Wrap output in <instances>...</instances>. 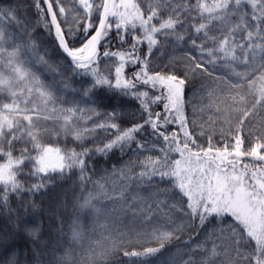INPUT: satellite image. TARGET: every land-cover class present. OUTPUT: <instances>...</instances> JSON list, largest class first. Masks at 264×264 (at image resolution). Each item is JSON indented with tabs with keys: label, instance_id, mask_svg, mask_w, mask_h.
Wrapping results in <instances>:
<instances>
[{
	"label": "snow or ice",
	"instance_id": "snow-or-ice-1",
	"mask_svg": "<svg viewBox=\"0 0 264 264\" xmlns=\"http://www.w3.org/2000/svg\"><path fill=\"white\" fill-rule=\"evenodd\" d=\"M31 7L35 22L23 0H0V264H21L17 238L31 246L24 264H88L75 255L84 212L132 221L127 233L118 220L103 226L91 264H123L121 251L133 264H264V0ZM98 89L135 111L101 112ZM115 151L124 166L93 180L92 156ZM73 177L82 196L68 223L53 213L45 241L26 217ZM132 235L148 243L126 246Z\"/></svg>",
	"mask_w": 264,
	"mask_h": 264
},
{
	"label": "trees",
	"instance_id": "trees-1",
	"mask_svg": "<svg viewBox=\"0 0 264 264\" xmlns=\"http://www.w3.org/2000/svg\"><path fill=\"white\" fill-rule=\"evenodd\" d=\"M23 3L25 4V10L26 14L28 15L30 20H33L35 22V14H36V8L31 7L32 0H23ZM54 32V30H53ZM38 35L40 37V40L43 41L44 46L51 52L54 49V37L52 35H49L47 33V30L39 31ZM77 47L79 45H76ZM98 95L95 97L97 100V103L100 105H103L104 107L100 108V111H111L113 107H118V110H121L128 114H130L135 111V102H129L127 98H124L123 100L114 97L110 91H101L97 90ZM175 127V126H173ZM104 133H99V138L95 141L96 145H101L104 141ZM203 143V141H202ZM215 143V141H214ZM63 147V145H57ZM89 147H92L93 145L90 143L88 145ZM245 147H247V143L245 144ZM143 159V157H141ZM127 161L126 156H121V153L119 151H115L114 153H109L107 155H101L100 153H96L92 156V160L89 161V167L93 169V172H90L89 175H92L93 180L99 179L101 175H103L106 171L110 172L111 169L116 167L117 169H120L124 166V163ZM246 162H251L246 160ZM76 177H73L72 180L63 182L61 184H57L51 188L50 191L44 196H41L39 198V207L34 212H29L26 219L29 220H35L37 223H39L42 227L43 232L45 233L44 239L45 241H51L56 236V230L52 227V220L50 217L55 212L56 214H60L63 216V220L65 223L69 222V218L73 214V207L72 204L74 203V200L77 198H81L82 193L78 187H75V181ZM91 184H89L87 187L91 188ZM130 194L134 193L135 189H130ZM141 192H143V189H140ZM67 204V207H64V204ZM104 205L108 206L109 212L111 211V202L110 201H103ZM119 221L116 223L117 228L123 229L125 233H127V226H131L132 221L130 219V214L128 216H125L121 214L119 217H113L112 221H106L105 219H97L96 217L90 215L88 212H84L81 215V224L83 227L86 228L85 234H84V241L83 245H77L75 248V255L77 258L83 257L85 260L88 261V264H91V261L93 259L91 253L88 251L89 244H92L93 247L97 248V253H99L100 248L97 246V241L100 239L102 235H104L103 226L108 225L111 226V224L115 221ZM50 233V235H49ZM184 239H187V236H184ZM129 242H134L136 245L139 244H146L148 243L147 239H136L135 235H132L130 237H127L125 240V244ZM177 243L175 240L171 241L169 244L166 245L167 249H173L174 246ZM20 255L21 264H24L25 259H31V256L29 255V248L31 247L25 239L17 238L13 245ZM55 246V244H53ZM151 246H155V244H151ZM127 250V247L126 249ZM108 251L111 252V246H108ZM45 260L48 259V254H45L44 257ZM97 260V264H99L100 257L97 255L95 258ZM115 261H123V264H133V261L135 258H128L124 257L121 254L119 256H116L114 258ZM34 264V262H33ZM108 264H112V260H109Z\"/></svg>",
	"mask_w": 264,
	"mask_h": 264
},
{
	"label": "rangeland",
	"instance_id": "rangeland-1",
	"mask_svg": "<svg viewBox=\"0 0 264 264\" xmlns=\"http://www.w3.org/2000/svg\"><path fill=\"white\" fill-rule=\"evenodd\" d=\"M113 61L112 60H107L102 58V62L100 64V70L106 72L107 68L111 67ZM219 74H223V70Z\"/></svg>",
	"mask_w": 264,
	"mask_h": 264
}]
</instances>
